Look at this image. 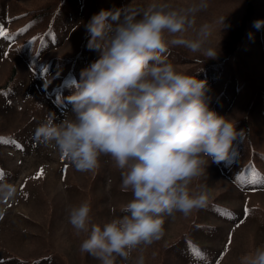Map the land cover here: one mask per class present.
<instances>
[{
  "label": "rangeland",
  "instance_id": "rangeland-1",
  "mask_svg": "<svg viewBox=\"0 0 264 264\" xmlns=\"http://www.w3.org/2000/svg\"><path fill=\"white\" fill-rule=\"evenodd\" d=\"M128 2L0 0V27L8 33L0 36V179L17 187L14 198L0 202V264H99L81 253L85 236L68 223L67 210L86 200L92 223L103 225L122 215L121 205L132 198L121 191L120 170L109 157H101L94 172H78L34 140L49 112L57 123L72 118L66 97L82 69L98 58L88 47L85 24L101 9ZM248 3L252 13L242 27ZM259 19L264 0H208L197 23L214 22L217 57L181 48L164 53L178 70L206 80L210 109L242 131L229 157L210 163L201 180L211 190L208 206L187 218L165 217L162 239L143 249L145 264H240L241 255L264 246V27H254ZM137 255L117 264H134Z\"/></svg>",
  "mask_w": 264,
  "mask_h": 264
},
{
  "label": "clouds",
  "instance_id": "clouds-1",
  "mask_svg": "<svg viewBox=\"0 0 264 264\" xmlns=\"http://www.w3.org/2000/svg\"><path fill=\"white\" fill-rule=\"evenodd\" d=\"M207 7L208 0H129L94 13L84 27L98 58L82 69L66 97L72 118L57 123L49 112L34 131L37 143L78 172H94L101 157H109L120 170L121 191L132 194L122 215L103 225L92 223L86 200L67 210L68 223L85 236L81 253L99 264L129 261L134 252V264H145L143 249L162 239L165 217L187 218L208 206L211 190L201 180L240 137L231 119L210 109L207 81L178 70L164 55L181 48L217 57L214 22L197 23ZM254 27H264V19ZM16 195V185L0 179V202ZM239 260L264 264V246Z\"/></svg>",
  "mask_w": 264,
  "mask_h": 264
},
{
  "label": "trees",
  "instance_id": "trees-1",
  "mask_svg": "<svg viewBox=\"0 0 264 264\" xmlns=\"http://www.w3.org/2000/svg\"><path fill=\"white\" fill-rule=\"evenodd\" d=\"M251 13H252V5L250 3H248L247 4V7H246V12H245V16L246 17H244L243 18V21L241 22V26L242 27H245L246 26L247 18L250 17Z\"/></svg>",
  "mask_w": 264,
  "mask_h": 264
},
{
  "label": "snow or ice",
  "instance_id": "snow-or-ice-1",
  "mask_svg": "<svg viewBox=\"0 0 264 264\" xmlns=\"http://www.w3.org/2000/svg\"><path fill=\"white\" fill-rule=\"evenodd\" d=\"M25 30L26 29H21V31H25ZM7 35L8 33L2 27H0V36H7Z\"/></svg>",
  "mask_w": 264,
  "mask_h": 264
},
{
  "label": "bare ground",
  "instance_id": "bare-ground-1",
  "mask_svg": "<svg viewBox=\"0 0 264 264\" xmlns=\"http://www.w3.org/2000/svg\"><path fill=\"white\" fill-rule=\"evenodd\" d=\"M253 76V75H252ZM18 118H19V116H18ZM31 118V117H30ZM6 121V120H5ZM17 124V123H16ZM9 125V124H8ZM10 126H11V124H10ZM10 148V147H9ZM12 149V148H11ZM10 150V149H9ZM6 153V152H5ZM10 153V152H9ZM15 153V152H14ZM7 156V155H6ZM9 157H10V155H9ZM13 157H14V155H13ZM54 189V188H53ZM57 206V205H56ZM62 206V205H61Z\"/></svg>",
  "mask_w": 264,
  "mask_h": 264
}]
</instances>
